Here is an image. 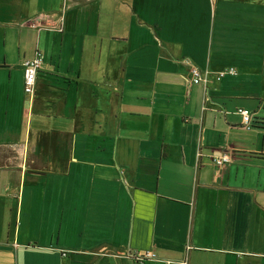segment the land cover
I'll return each mask as SVG.
<instances>
[{
    "label": "crops",
    "instance_id": "1",
    "mask_svg": "<svg viewBox=\"0 0 264 264\" xmlns=\"http://www.w3.org/2000/svg\"><path fill=\"white\" fill-rule=\"evenodd\" d=\"M147 253L264 264V0H0V264Z\"/></svg>",
    "mask_w": 264,
    "mask_h": 264
},
{
    "label": "built area",
    "instance_id": "2",
    "mask_svg": "<svg viewBox=\"0 0 264 264\" xmlns=\"http://www.w3.org/2000/svg\"><path fill=\"white\" fill-rule=\"evenodd\" d=\"M58 25H46L44 26L47 29L51 30H63V18L60 19ZM44 57L41 52H37L35 56H33L30 59H27L24 61V92L26 95L31 96L36 88L37 78L39 71L43 65ZM236 72L233 68H229L223 71H220L216 74V78L218 80H221L225 75H234ZM190 74V81L193 84H201L204 87H208V84L210 82V72L207 70H202L197 65L191 64L189 69ZM237 113L241 114L243 117V124L245 128H248L253 123V117L250 112H248L244 108H239L237 110ZM214 162L217 166H224L228 164L231 161V155L228 152L223 153L222 155L215 156ZM145 258H156V254L147 253L146 255H138L136 257L137 264H143V261ZM182 264H187V262L184 260L181 262Z\"/></svg>",
    "mask_w": 264,
    "mask_h": 264
},
{
    "label": "trees",
    "instance_id": "3",
    "mask_svg": "<svg viewBox=\"0 0 264 264\" xmlns=\"http://www.w3.org/2000/svg\"><path fill=\"white\" fill-rule=\"evenodd\" d=\"M253 122H255V121L253 120Z\"/></svg>",
    "mask_w": 264,
    "mask_h": 264
}]
</instances>
